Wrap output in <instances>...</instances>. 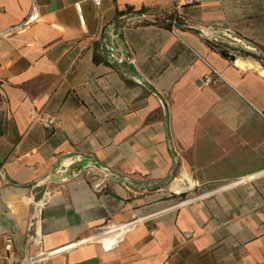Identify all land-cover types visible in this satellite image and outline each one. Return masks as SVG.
<instances>
[{
    "label": "crops",
    "instance_id": "obj_1",
    "mask_svg": "<svg viewBox=\"0 0 264 264\" xmlns=\"http://www.w3.org/2000/svg\"><path fill=\"white\" fill-rule=\"evenodd\" d=\"M37 5L0 0V264H264V0Z\"/></svg>",
    "mask_w": 264,
    "mask_h": 264
},
{
    "label": "built area",
    "instance_id": "obj_2",
    "mask_svg": "<svg viewBox=\"0 0 264 264\" xmlns=\"http://www.w3.org/2000/svg\"><path fill=\"white\" fill-rule=\"evenodd\" d=\"M96 7H99L101 5L102 0H90ZM194 0H189V2H192ZM177 9L174 12H172L169 16L173 23L177 22L178 14ZM40 18L37 0H29V9L24 17V19L16 26L11 27L9 30H16V29H22L25 28L32 23L36 22ZM127 25H134L141 21L140 17L138 15H133L130 17H125ZM78 19L81 24L84 23L83 17L80 14V11L78 10ZM221 75L216 70H211L209 74L204 75L201 78V83L204 86H212L216 84L219 80H221ZM43 126L47 129L53 128L55 125V118L52 116H43L42 117ZM197 186V183L195 181L190 182V187L194 188ZM45 199L43 198L40 202L36 203L33 208V220L36 222L39 218V211L42 204H44ZM136 220L129 221L125 223H107L105 225H102L98 227L93 235L89 237L90 241L97 242L101 245V247L105 251H109L112 249H115L118 247L120 242L123 240L125 235L129 233L134 226L136 225ZM38 237L34 238V242L38 243ZM4 250L6 252V259H10L11 256V250H12V239L11 237L5 238V244H4ZM45 257V253L39 252L34 257H29L27 259H23L21 261H18L14 264H33L37 260H41Z\"/></svg>",
    "mask_w": 264,
    "mask_h": 264
},
{
    "label": "water",
    "instance_id": "obj_3",
    "mask_svg": "<svg viewBox=\"0 0 264 264\" xmlns=\"http://www.w3.org/2000/svg\"><path fill=\"white\" fill-rule=\"evenodd\" d=\"M209 44L212 47L217 48L218 52L221 54V56L228 58L231 61H234L236 56L244 53V51L240 48H230V47L223 45L219 42H209ZM250 55H252L253 57L259 58L255 54L253 55L252 53H250Z\"/></svg>",
    "mask_w": 264,
    "mask_h": 264
},
{
    "label": "bare ground",
    "instance_id": "obj_4",
    "mask_svg": "<svg viewBox=\"0 0 264 264\" xmlns=\"http://www.w3.org/2000/svg\"><path fill=\"white\" fill-rule=\"evenodd\" d=\"M238 61H239V60H238ZM239 63L243 64V62H241V61H239ZM171 189H172V190H177V191H178V190H180V187L177 186L175 182H173V183L171 184Z\"/></svg>",
    "mask_w": 264,
    "mask_h": 264
},
{
    "label": "trees",
    "instance_id": "obj_5",
    "mask_svg": "<svg viewBox=\"0 0 264 264\" xmlns=\"http://www.w3.org/2000/svg\"><path fill=\"white\" fill-rule=\"evenodd\" d=\"M177 21H178V18H177ZM1 122H2V120H1V117H0V134H1Z\"/></svg>",
    "mask_w": 264,
    "mask_h": 264
}]
</instances>
